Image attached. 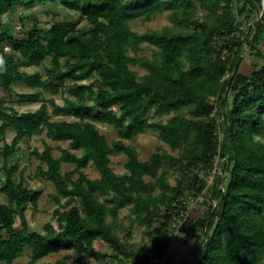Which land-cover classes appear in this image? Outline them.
<instances>
[{"label": "trees", "instance_id": "1", "mask_svg": "<svg viewBox=\"0 0 264 264\" xmlns=\"http://www.w3.org/2000/svg\"><path fill=\"white\" fill-rule=\"evenodd\" d=\"M51 2L76 17L50 8L43 22L27 12ZM17 7L18 32L2 17ZM162 13V28L134 27ZM263 33L264 0H0V264H165L179 223L195 238L181 264H264ZM246 46L258 59L251 72L241 69ZM61 90L63 103L45 95ZM16 102L40 106L20 112ZM99 124L118 137L110 141ZM153 131L171 151L162 146L142 160L133 141ZM43 133L68 146L60 155L50 144L33 151L37 173L57 190L42 231L28 217L42 190L13 157L22 140ZM114 154L124 156V173L114 170ZM65 163L74 167L64 171ZM200 195L204 213L182 216ZM135 222L148 240L131 241ZM27 248L30 259L18 263Z\"/></svg>", "mask_w": 264, "mask_h": 264}, {"label": "rangeland", "instance_id": "2", "mask_svg": "<svg viewBox=\"0 0 264 264\" xmlns=\"http://www.w3.org/2000/svg\"><path fill=\"white\" fill-rule=\"evenodd\" d=\"M50 8H54L59 18L67 17L69 19H74L77 15L76 11L67 8L63 3L57 2V3H37L34 7L28 8L27 12H33L36 13L43 22H48L52 19V14L48 10ZM18 13L16 14H9L8 12L3 14L4 20H13L15 22V31L18 32L21 28L20 23V14L21 12H24L22 8H15ZM34 15V14H33ZM169 22V15L168 13H162L157 14L154 16V18L150 21H143L142 19L136 20L134 23V27L144 32L146 30L157 28L160 29L164 25H166ZM86 23L85 20L81 21L79 26H84ZM259 42H264V33L260 36ZM263 44H261L262 46ZM143 52L147 55L152 54V49L147 45V43L143 44ZM256 54L253 50L250 49L249 46H246L243 62L241 65V69L243 71L251 72L256 68V62H257ZM50 58L47 59V64L50 65ZM28 70H40L44 71L43 66L39 67H29ZM15 89L17 91H30L31 89L25 85L22 84H16ZM46 97H55L56 100L59 103L64 102V92L61 90L58 93H51L46 92ZM5 96H8L7 94ZM15 108L19 110L20 112H25L28 110H34L37 109L40 106V103H24L14 104ZM58 119H63L64 117L58 116L56 117ZM100 129L108 136L109 140L112 141L118 137L117 132L114 130V128L110 125L105 124H99ZM16 132L14 130H9L7 134V141L9 143L12 142L13 138L15 137ZM140 151V157L142 160L148 159L151 154L156 151L159 147H167L170 151L171 149L166 146L158 137V132H148L145 134H140L134 139L133 141ZM3 142H0V148L3 146ZM47 144H50L54 147V154L60 155V147H67L68 142H58L50 138L46 133H43L41 135H35L30 139L22 140L20 143L21 149L18 151L15 156L13 157V161L16 162L18 165L19 171H23V175L26 178L27 181H29L30 185L33 187H36L38 189L42 190V197L39 201L38 208H34L33 206H30L28 209V217L31 222V225L35 228H38L40 230H44L43 226L46 222H48L52 218L53 210L56 207V203L53 200V194L56 193V187L53 184L52 181L42 177L39 175L38 167L40 165V160L33 154L34 149L38 148L39 150H43ZM114 162H113V168L118 173H124L125 168L122 165V160H124V156L122 154H114L113 156ZM3 165V157L0 152V176H3L1 167ZM218 170L220 171V166L217 163ZM74 167V164H67L65 163L63 165V170L67 171ZM17 173V176H20V173ZM87 171L91 176L98 175V171L94 166H89ZM172 182L175 183V178L172 179ZM1 185V183H0ZM0 201L6 202L7 198L6 196L0 192ZM205 201V200H204ZM203 202H199L197 204L190 202V205L188 207V211L190 215H194L196 217L201 216L204 211L207 209V205ZM129 214V208L124 209L121 212V217L124 219ZM127 224L131 223L130 218L125 219ZM20 223L19 219L18 222ZM182 223H179L175 229V231L172 233V240H171V254L169 255L167 262L165 260V264H181L182 260L185 257H190L191 253L194 251V243L195 238L190 235L187 231H184ZM127 231L121 232L122 235H125ZM132 242H141L143 240H148V237L144 233V227L138 224L137 222L134 223V227L132 229V236L130 237ZM97 248L99 250L107 251L108 246L103 241L97 242ZM59 255L53 254L45 258V260H55ZM30 259V249L27 248L26 253L19 257L17 260L18 263H24L27 262ZM85 261H91V262H97L95 258H85ZM81 264V263H76Z\"/></svg>", "mask_w": 264, "mask_h": 264}, {"label": "built area", "instance_id": "3", "mask_svg": "<svg viewBox=\"0 0 264 264\" xmlns=\"http://www.w3.org/2000/svg\"><path fill=\"white\" fill-rule=\"evenodd\" d=\"M212 177V176H211ZM205 200V198H204V196L203 195H200V196H198L197 198H192V201H193V203H195V204H197V203H199V202H203ZM188 215H189V211H187V212H183L182 211V216H184V217H188Z\"/></svg>", "mask_w": 264, "mask_h": 264}]
</instances>
